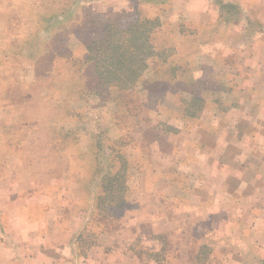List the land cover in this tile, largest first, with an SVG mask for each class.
<instances>
[{"label": "rangeland", "instance_id": "1", "mask_svg": "<svg viewBox=\"0 0 264 264\" xmlns=\"http://www.w3.org/2000/svg\"><path fill=\"white\" fill-rule=\"evenodd\" d=\"M137 11L161 22L157 57L137 92L100 88L87 46L112 19ZM262 32L264 0H0V264L12 255L44 264L40 249L55 245L67 246L60 254L71 260L66 244L75 254L79 236L84 249L94 247V264L162 263L168 255L182 262L211 244L218 224L205 219L226 212L222 182L237 184L242 169L229 155L232 173L213 174L220 161L212 157L213 173L201 177L200 150L215 151L234 131L227 121L219 136L215 107L225 113L230 86L246 83L250 38ZM158 54L182 65L178 78ZM194 96L205 105L189 108ZM124 164L127 203L102 208L103 180Z\"/></svg>", "mask_w": 264, "mask_h": 264}, {"label": "crops", "instance_id": "2", "mask_svg": "<svg viewBox=\"0 0 264 264\" xmlns=\"http://www.w3.org/2000/svg\"><path fill=\"white\" fill-rule=\"evenodd\" d=\"M250 40L252 44L247 49L246 77L241 76L246 80V83H234L230 86L233 101L231 100L229 106L224 105V107H229L227 111L224 110L225 113L219 111L217 106L215 107V113L223 121V126L219 128V136L226 132L227 121L234 127L235 135L233 132L228 133L226 140L223 138V141L219 137L215 151H211L209 148L200 150L201 156L205 158L199 162L201 177L207 173L205 178L209 179L210 174L213 173L212 171L208 172L212 157H214V161H220V166L210 165L212 166L210 169L215 172L213 174H217V172L221 174L224 171L228 176L232 173V168L227 165L229 155L233 159H238L239 168L242 169V175L236 182L237 184L230 183H234L232 177L226 179L227 183L225 180L222 182V189H225V193L230 194L228 199L222 203L227 206L226 212L223 214L213 213L205 219L207 222H217L218 224L214 228V240L209 245L199 246L198 244L196 246L198 254L193 259L183 258L182 262L178 260L172 262L168 255L166 261L161 263L153 256L154 261L150 264H264V32L260 33V37H252ZM235 71L237 78L238 70ZM228 92L226 91L227 95H229ZM201 104L204 106L205 102H201ZM202 114L198 113L195 120L200 119L204 123V119L207 120L206 112L204 111ZM230 144L236 145L238 148H228ZM200 147L204 148L203 144ZM214 181L218 182L219 178H215ZM214 216H219V218ZM31 234L35 237L37 235L34 232ZM23 242L32 243L30 237ZM66 245L70 246L67 256L75 258L74 260H68L60 254L62 251L68 250ZM66 245L65 248L52 246L53 249L56 248L58 254L55 255L61 258V261L51 256L52 248H41L40 251L45 257L44 264H94L93 254L89 255L90 252H94V247L93 249H84L83 243L81 245L77 243V246L81 248H77V252L74 254L73 247L75 246ZM36 246L37 244L34 247ZM114 246L117 250L121 249L117 244ZM89 250L91 251L89 252ZM105 251L106 247H103V253ZM157 251H159L157 246H151V252H154V255L158 253ZM64 253L68 252L64 251ZM108 258L111 259V256ZM118 258L121 261L120 256ZM23 259V264H32L31 262L34 261L25 257ZM20 263L21 260L19 258L15 260L12 255L5 264Z\"/></svg>", "mask_w": 264, "mask_h": 264}, {"label": "trees", "instance_id": "3", "mask_svg": "<svg viewBox=\"0 0 264 264\" xmlns=\"http://www.w3.org/2000/svg\"><path fill=\"white\" fill-rule=\"evenodd\" d=\"M141 1L162 5L167 0ZM225 6L235 7L231 4H222L223 8ZM121 15L112 19L113 21L110 24L107 23L104 25L101 31V39L94 40V42L88 44L86 61L94 64L93 69L98 78V86L100 88L115 89L119 93L132 90V92H137L135 90L136 86L142 79L144 73L149 69L151 60L157 57V54L155 55L157 46L154 43V38L156 37L155 32L157 33L159 31L158 29L161 28V22L158 18L150 19L145 17L139 11L134 13L124 12ZM128 15H131L132 22H121V20L125 21ZM126 24L129 26L125 27ZM180 31L184 33L182 30ZM168 48L176 52L173 46H168ZM162 51L160 52L162 53ZM167 52L164 51L162 54L165 55ZM158 56L161 62L160 67L163 69L166 66L167 68L171 66L172 78H178V73L182 70L180 68L182 65L176 66L175 62H173L175 61L174 58L170 59L159 54ZM201 102H203L202 98L194 96L191 105L189 104V108L195 106V103L200 104ZM187 111L186 109L182 113L190 118L196 117L197 114L192 111L191 113ZM124 165L119 166L118 172L115 175L108 174L104 178L102 184L103 193L99 197L102 208L110 207L114 211L121 210L126 205V196L129 189L126 181L128 167L126 168V164ZM116 187L117 189L115 190ZM110 209L108 212H110ZM83 240L84 236H79L80 245ZM82 243L85 245L84 241Z\"/></svg>", "mask_w": 264, "mask_h": 264}]
</instances>
